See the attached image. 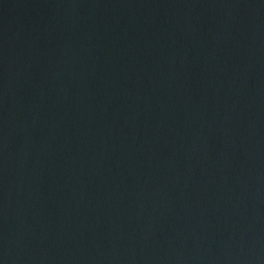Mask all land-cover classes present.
Masks as SVG:
<instances>
[{
  "label": "water",
  "instance_id": "water-1",
  "mask_svg": "<svg viewBox=\"0 0 264 264\" xmlns=\"http://www.w3.org/2000/svg\"><path fill=\"white\" fill-rule=\"evenodd\" d=\"M0 264H264V0H0Z\"/></svg>",
  "mask_w": 264,
  "mask_h": 264
}]
</instances>
